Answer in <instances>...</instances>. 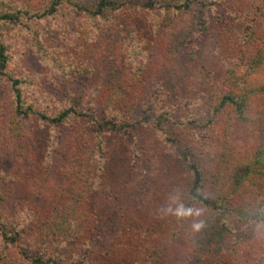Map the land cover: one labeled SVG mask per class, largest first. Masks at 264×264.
<instances>
[{
	"label": "rangeland",
	"instance_id": "374dc122",
	"mask_svg": "<svg viewBox=\"0 0 264 264\" xmlns=\"http://www.w3.org/2000/svg\"><path fill=\"white\" fill-rule=\"evenodd\" d=\"M53 1L0 0V13L27 11L0 25L9 50L8 75L0 74V222L22 234L8 246L0 234V264H30L24 252L37 251L49 203L89 185L74 171L83 136L103 145L102 187L83 199L81 240L54 243L57 263L49 264H185L203 214L195 204L184 218L177 210L192 180L189 164L209 170L225 145L246 160L255 145L250 129L217 109L232 72L264 37V0H196L170 14L160 0H131L102 17L69 2L48 14ZM10 76L23 81L36 114L16 112ZM102 89L135 102L138 122L128 131L103 130L77 115L60 124L39 116L76 105L112 117V107L90 96ZM256 136L264 143V132ZM241 258L237 264H263L250 252Z\"/></svg>",
	"mask_w": 264,
	"mask_h": 264
},
{
	"label": "trees",
	"instance_id": "16d2710c",
	"mask_svg": "<svg viewBox=\"0 0 264 264\" xmlns=\"http://www.w3.org/2000/svg\"><path fill=\"white\" fill-rule=\"evenodd\" d=\"M130 1L98 0L90 5L86 0H54L47 13L53 14L59 10L60 5L69 2L80 14L102 17L109 10H118ZM160 1V6L170 14L173 11H189L196 0ZM25 13L27 11L20 8L0 13V25L17 22ZM252 46L251 54L246 55L241 62L243 69L232 72L217 112L231 111L234 122L240 124L243 131L250 129V140L255 145L246 160H240L232 153L230 145H225L224 150L214 156L209 170L202 168L197 162L189 164L192 180L186 185L184 202L177 210L182 213L184 209L183 215L181 214L184 218L191 213L195 204L203 210V214L191 232L192 241L185 264H237L242 260L244 252H250L251 260H261L264 264V143H257L259 140H256V135L264 132V78H260L259 74L264 68V37ZM8 67V46L0 36V74L8 75ZM9 79L15 95L16 112L25 118L36 114L35 105L27 104L23 94V81L12 76ZM90 96L95 104L112 107V117L105 115L99 118L96 111H81L76 105L64 109L54 117L42 112L39 116L60 124L72 115H77L94 122L100 129L114 131H128L138 122L133 114L132 104L135 102L124 91L102 89L92 92ZM148 118L144 117L145 120ZM78 142L81 143L80 154L74 158V171L79 178L86 179L89 185L85 189L79 186L69 194L75 198H58L49 203L46 215L37 226L40 231L36 237L37 251L31 255L24 252L25 257L30 259V264L57 263L53 254L54 243L58 242V246L62 247L69 240L77 242L83 237L80 226L81 214L86 207L83 199L86 193L101 190L102 180L98 176H104L105 171L101 156L102 143L94 145L86 136ZM83 147L90 149L87 155L83 154ZM85 170L89 173L87 176ZM2 197L0 192V198ZM0 234L7 246L17 244L22 237L12 223L4 220L0 222ZM179 236L175 232L172 239L177 241ZM158 253L161 255V251Z\"/></svg>",
	"mask_w": 264,
	"mask_h": 264
}]
</instances>
